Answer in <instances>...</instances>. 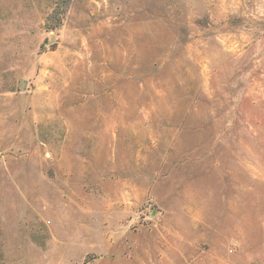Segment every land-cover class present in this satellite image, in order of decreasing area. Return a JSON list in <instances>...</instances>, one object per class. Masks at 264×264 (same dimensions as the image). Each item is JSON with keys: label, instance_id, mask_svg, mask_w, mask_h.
Wrapping results in <instances>:
<instances>
[{"label": "rangeland", "instance_id": "rangeland-1", "mask_svg": "<svg viewBox=\"0 0 264 264\" xmlns=\"http://www.w3.org/2000/svg\"><path fill=\"white\" fill-rule=\"evenodd\" d=\"M0 264H264V0H0Z\"/></svg>", "mask_w": 264, "mask_h": 264}]
</instances>
